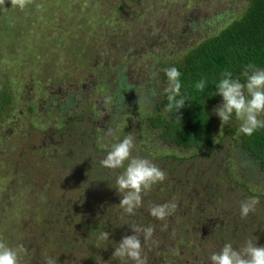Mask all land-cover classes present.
I'll return each instance as SVG.
<instances>
[{
    "label": "rangeland",
    "instance_id": "374dc122",
    "mask_svg": "<svg viewBox=\"0 0 264 264\" xmlns=\"http://www.w3.org/2000/svg\"><path fill=\"white\" fill-rule=\"evenodd\" d=\"M248 4L31 0L20 10L6 0L0 95L7 91L11 104L0 112V239L27 248L21 264L48 257L57 264H132L112 256L133 234L130 224L155 228L148 241L141 235L147 264H210L227 242L264 246V166L242 147V121L233 114L222 125L214 113L223 98L210 108L214 139L204 150L179 148L151 125L163 111L165 67ZM129 133L132 156L167 174L132 216L115 188L124 168L100 164ZM249 198L259 203L242 218L240 204ZM170 201L178 208L166 220L149 214L150 205ZM102 231L108 241H98Z\"/></svg>",
    "mask_w": 264,
    "mask_h": 264
},
{
    "label": "clouds",
    "instance_id": "9594fccd",
    "mask_svg": "<svg viewBox=\"0 0 264 264\" xmlns=\"http://www.w3.org/2000/svg\"><path fill=\"white\" fill-rule=\"evenodd\" d=\"M31 0H10L13 7L23 10ZM6 0H0V8L5 7ZM168 80L167 105L166 110L177 112L184 107L185 101L189 100L186 95L181 94V73L176 67L164 69ZM242 76L246 78V83H241L240 78H233L231 71L225 70L221 73V79L215 84L217 89L213 95H220L223 103L213 109L220 118L222 125L227 124L233 117L242 121L240 132L251 136L258 129L264 128V119L259 117L264 114V69L257 67L253 63L245 65ZM207 86L206 79L202 78L195 84V88L204 92ZM133 87L128 85L124 90ZM155 95V92H153ZM124 99V97H123ZM112 130H108L111 134ZM134 136L129 133L120 142L114 143L111 150L100 161V164L110 170L124 168L116 177L115 184L121 196L119 203L124 213L132 216L143 206V195L151 191L153 185L166 180L167 174L164 170L147 158L133 157ZM127 166L125 167V162ZM259 203L257 198H249L240 204L241 217H247L250 212L255 211V206ZM178 208L175 201L163 204H153L149 206V214L157 220L164 221L173 215ZM132 235H125L115 247L113 257L127 258L132 264H147V258L143 255L144 241L152 238L154 226H140L130 224ZM165 228L167 225L164 226ZM98 241H108L109 233L100 232ZM27 248L23 244L15 247L10 246L3 239H0V264H21L22 257L27 254ZM210 264H264V246H257L253 240L248 239L241 246H234L233 242H227L218 250L211 253ZM45 264H57L52 258H46Z\"/></svg>",
    "mask_w": 264,
    "mask_h": 264
},
{
    "label": "trees",
    "instance_id": "16d2710c",
    "mask_svg": "<svg viewBox=\"0 0 264 264\" xmlns=\"http://www.w3.org/2000/svg\"><path fill=\"white\" fill-rule=\"evenodd\" d=\"M253 63L264 69V0H249L243 14L226 23L217 33L202 39L189 48L179 61L168 67H176L180 73L181 94L189 100L177 112L166 110L167 93L164 98L162 113L151 117V125L162 130V138L179 148L204 150L213 143V119L210 108L219 100L215 84L225 70L239 77L245 65ZM164 77H167L164 72ZM202 78L207 86L204 92L195 88ZM11 104L7 91L0 95V112ZM242 147L257 162L264 166V128L258 129L251 136L242 133ZM97 237L95 233L90 232ZM88 243L94 242L87 239Z\"/></svg>",
    "mask_w": 264,
    "mask_h": 264
},
{
    "label": "flooded vegetation",
    "instance_id": "af4514ba",
    "mask_svg": "<svg viewBox=\"0 0 264 264\" xmlns=\"http://www.w3.org/2000/svg\"><path fill=\"white\" fill-rule=\"evenodd\" d=\"M192 242V241H191Z\"/></svg>",
    "mask_w": 264,
    "mask_h": 264
}]
</instances>
